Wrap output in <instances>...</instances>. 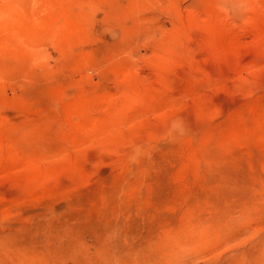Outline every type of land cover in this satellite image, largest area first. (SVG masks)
Returning a JSON list of instances; mask_svg holds the SVG:
<instances>
[{"label":"rangeland","instance_id":"obj_1","mask_svg":"<svg viewBox=\"0 0 264 264\" xmlns=\"http://www.w3.org/2000/svg\"><path fill=\"white\" fill-rule=\"evenodd\" d=\"M0 6V264H264V0Z\"/></svg>","mask_w":264,"mask_h":264},{"label":"bare ground","instance_id":"obj_2","mask_svg":"<svg viewBox=\"0 0 264 264\" xmlns=\"http://www.w3.org/2000/svg\"><path fill=\"white\" fill-rule=\"evenodd\" d=\"M15 24H16V18L14 17L13 13L1 7L0 8V44H1L0 46L2 47L11 46L17 49L23 48L26 38L22 36L21 31L19 33V31L16 30ZM6 47H4V49Z\"/></svg>","mask_w":264,"mask_h":264}]
</instances>
